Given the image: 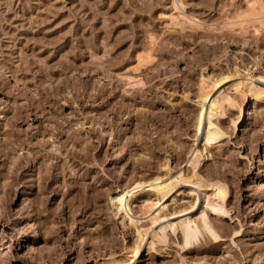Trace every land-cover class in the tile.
<instances>
[{"label":"rangeland","instance_id":"rangeland-1","mask_svg":"<svg viewBox=\"0 0 264 264\" xmlns=\"http://www.w3.org/2000/svg\"><path fill=\"white\" fill-rule=\"evenodd\" d=\"M223 76L239 104L234 83L264 87V0H0V264L124 254L136 229L111 197L139 180L172 182L162 216L189 207L200 85ZM250 104L238 132L239 106L217 118L198 169L229 189L216 236L151 246L150 231L135 264H264V100ZM138 195L136 216L156 199Z\"/></svg>","mask_w":264,"mask_h":264},{"label":"bare ground","instance_id":"bare-ground-1","mask_svg":"<svg viewBox=\"0 0 264 264\" xmlns=\"http://www.w3.org/2000/svg\"><path fill=\"white\" fill-rule=\"evenodd\" d=\"M179 3L181 7H184L183 2ZM174 4L175 9L180 10L177 3ZM239 26L238 27L241 28V23ZM140 64H143L142 60L140 61ZM226 80H228L227 76L213 79L211 81L203 79L200 85V96L198 99L200 111L195 121V131L197 140L200 138V141L203 142V149L196 148L189 162L195 171L192 178L195 180V183L200 188L202 194H196L189 207L179 212L170 214V216H177L168 219L170 218L169 216H162V213L164 209L167 208V206L162 205L159 208H164L160 209L159 211L157 210V208L158 206H160L162 201L167 199L171 194L173 190L171 181L168 183H163L161 182L159 177H156L153 182L139 180L132 185L120 188L111 197V203L115 208L116 215L122 219L124 225L127 227L134 226V228L136 229V238L134 239V242L132 241L131 244L127 245L124 254L114 256L111 255V258L105 259L102 263L97 262V264H135L141 259L143 243L147 241L148 236L150 235V231L152 232V240L150 242L148 241V243L151 246L155 240L163 241L166 235H168V232L172 234L180 232L184 248L190 247L194 243H196L197 239H199L198 236L201 235V233H211L212 235L213 233H215L214 236H216L217 232L213 228L214 224H211L208 211L212 212V209L215 208L217 209V211H215L216 213H228V211L226 210V204L229 196V189L228 186L224 184L225 182L222 183L221 181L213 180L204 181V179L199 176L198 169L201 167L205 159L206 155L204 152H208L210 146H213L220 139H222L223 136H225L224 131H222V129L216 124L217 118H220V116H224L226 114L227 108L234 109L239 106L241 115L238 120L233 122L234 129L236 132H238L241 129L242 124L252 116L250 104L251 97L259 100H264L263 86L255 83L253 79H250L248 81L245 80V82L237 81V83H234L233 87L238 94H241L242 98L240 99H242V102L244 101L243 104L240 105L242 102H240L239 104L237 97H235L236 95L232 96L233 94H229V92H227V90L223 88ZM209 123L211 124V127L208 126ZM146 188H148V190H150L151 193L156 196V199H144L142 201L141 210H139V216H136V213L133 211L132 206L134 198L139 193H141V191H146ZM197 207L198 209H196ZM201 212H203L207 217V224L208 227L211 228V231H208V228L205 227V220L200 216ZM141 217L149 218L152 225H157L158 223L164 221V219L167 223L161 226L158 225V229L152 231V227L150 226V228L145 229L144 227L141 228V226L138 225Z\"/></svg>","mask_w":264,"mask_h":264},{"label":"snow or ice","instance_id":"snow-or-ice-1","mask_svg":"<svg viewBox=\"0 0 264 264\" xmlns=\"http://www.w3.org/2000/svg\"><path fill=\"white\" fill-rule=\"evenodd\" d=\"M209 127H211V124L209 123L208 125ZM213 212L217 211V209L213 208L212 209ZM225 215H227V213H224ZM200 216L204 218L205 220V227L208 228V231H211V228L208 227V224H207V217L205 216V214L203 212L200 213ZM213 235H215V233H213ZM217 239H219V237H216Z\"/></svg>","mask_w":264,"mask_h":264}]
</instances>
